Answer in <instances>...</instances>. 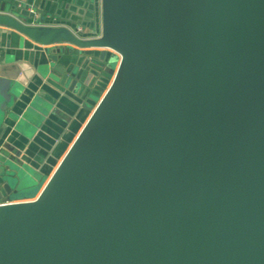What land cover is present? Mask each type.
<instances>
[{"label":"water","instance_id":"1","mask_svg":"<svg viewBox=\"0 0 264 264\" xmlns=\"http://www.w3.org/2000/svg\"><path fill=\"white\" fill-rule=\"evenodd\" d=\"M41 1L0 0V24L77 47L41 75L80 107L39 166L0 152V264H264V0H102L99 39L30 25ZM36 93L0 70V143ZM64 187L101 257L16 225Z\"/></svg>","mask_w":264,"mask_h":264},{"label":"crops","instance_id":"2","mask_svg":"<svg viewBox=\"0 0 264 264\" xmlns=\"http://www.w3.org/2000/svg\"><path fill=\"white\" fill-rule=\"evenodd\" d=\"M102 5V0H42L41 13L37 12L36 17L29 19L28 23L39 27L42 20V27L45 29L66 27L79 36L82 32L84 39H99L103 35ZM9 6L10 3H7V7ZM0 15L17 17L11 9L8 14L0 13ZM60 45L76 47L67 42L43 46L21 32L5 24H0V70L6 75L15 73L19 78L22 77L27 86L30 83L37 84L38 93H42V97L38 98V104L34 109L27 105L28 109H24L23 114L17 116V122L11 125V129L0 143V152L9 155L15 162L22 161L27 165L33 162L37 165L40 164L39 162L45 156L40 150L44 149V145L48 142L56 139L62 131V124L69 123L80 107L71 99H66L56 87L47 84L46 80H42L41 67L47 62L46 47ZM120 61L119 57L108 88L111 87ZM38 93L35 94L36 97ZM44 112L47 113L46 116L43 115ZM92 113V111L89 113L86 120ZM38 122L39 125H37ZM6 144L10 145V151L3 148V145Z\"/></svg>","mask_w":264,"mask_h":264},{"label":"rangeland","instance_id":"3","mask_svg":"<svg viewBox=\"0 0 264 264\" xmlns=\"http://www.w3.org/2000/svg\"><path fill=\"white\" fill-rule=\"evenodd\" d=\"M104 118L102 116L100 122L98 117L95 126L98 124L101 127ZM47 198L45 213L37 214L28 222L16 225L19 227L22 225L21 227L46 237L68 253L79 254L88 259L101 257L103 250L97 236L74 211L67 197L66 188L59 190L52 188ZM52 200L55 202L49 205Z\"/></svg>","mask_w":264,"mask_h":264}]
</instances>
